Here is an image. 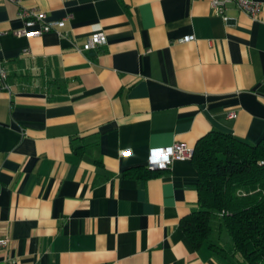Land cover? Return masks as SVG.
<instances>
[{
    "label": "crops",
    "instance_id": "obj_1",
    "mask_svg": "<svg viewBox=\"0 0 264 264\" xmlns=\"http://www.w3.org/2000/svg\"><path fill=\"white\" fill-rule=\"evenodd\" d=\"M255 1L226 20L211 0L0 2V264H224L180 226L199 208L191 159L145 171L154 147L264 138ZM22 9L64 25L17 36L40 27ZM96 32L105 44L77 50Z\"/></svg>",
    "mask_w": 264,
    "mask_h": 264
},
{
    "label": "trees",
    "instance_id": "obj_2",
    "mask_svg": "<svg viewBox=\"0 0 264 264\" xmlns=\"http://www.w3.org/2000/svg\"><path fill=\"white\" fill-rule=\"evenodd\" d=\"M191 161L199 208L180 220L186 238L224 264H264V138L249 144L212 131L196 141ZM214 230L227 234L228 246L213 240Z\"/></svg>",
    "mask_w": 264,
    "mask_h": 264
},
{
    "label": "built area",
    "instance_id": "obj_3",
    "mask_svg": "<svg viewBox=\"0 0 264 264\" xmlns=\"http://www.w3.org/2000/svg\"><path fill=\"white\" fill-rule=\"evenodd\" d=\"M3 0H0V2ZM14 3H18L20 0H8ZM234 5L240 11L246 13L249 17L255 18L260 11V3L255 0H211V7L214 12L226 20L225 12L228 5ZM18 15L24 20L25 26L33 25L34 23H40V27L36 30L28 32L25 29H19L15 31L17 36L29 35V36H39L44 32H49L56 30L64 25V19L57 21H45V15L41 11L30 9V10H20ZM192 36L184 37L183 41H189ZM106 43V36L102 32L92 33L86 40V42L78 47L79 51H87L91 49H96L99 46ZM28 53V49L23 50ZM5 71L0 64V77L5 78ZM229 117H235L234 112L228 113ZM194 152V148L189 147L183 143H174L169 146L164 147H154L149 150L147 157V167L151 170H165L167 169L172 161L179 159H191ZM126 154V152H123ZM8 244V239L5 237L0 238V250L4 249Z\"/></svg>",
    "mask_w": 264,
    "mask_h": 264
},
{
    "label": "rangeland",
    "instance_id": "obj_4",
    "mask_svg": "<svg viewBox=\"0 0 264 264\" xmlns=\"http://www.w3.org/2000/svg\"><path fill=\"white\" fill-rule=\"evenodd\" d=\"M213 223H214V225H216L217 226V224H218V220H215V219H213ZM215 236L217 235V234H214ZM217 237V236H216ZM213 238V237H212ZM220 238V240H221V243H222V245H224V246H228L229 245V237L227 236V234L223 231L222 233H221V235L219 236V237H217L216 239L218 240Z\"/></svg>",
    "mask_w": 264,
    "mask_h": 264
}]
</instances>
